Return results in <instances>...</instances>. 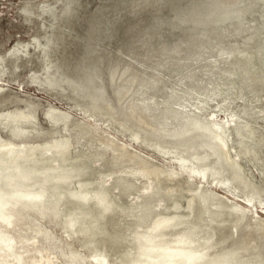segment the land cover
<instances>
[{
    "label": "rangeland",
    "instance_id": "1",
    "mask_svg": "<svg viewBox=\"0 0 264 264\" xmlns=\"http://www.w3.org/2000/svg\"><path fill=\"white\" fill-rule=\"evenodd\" d=\"M35 3L36 0H0V146L11 143L16 147H40L67 141L69 149L64 161L45 159L57 151L53 147L48 151L36 148L34 156L40 158L37 168L59 165L60 173L69 171L70 177L61 185L64 194L56 192V202L51 196L52 187H45L51 193L42 201L45 209L41 210L39 204L36 210L33 200L31 204L25 200L21 203L17 196L23 190L20 185L7 189L1 183L0 201L14 208L10 223L0 222V238L5 240H0V264H144L130 257L136 252L135 244L140 246L133 238L145 234L153 221L162 217H175V222L181 223L164 231L168 240L189 231L199 240L197 250L204 254L196 264H264V210L257 206L241 214L229 211L233 205L227 200H220L222 208L215 207L211 198L204 202L198 189L204 193L206 189L200 187L199 180L190 182L187 176L162 174L177 166L147 149L127 147L126 136H118L116 126L104 128L107 120L89 119L77 111L80 105L73 91L58 74L62 57L54 59L42 50L45 35H51L52 30L46 32L39 23H22L19 9L34 8ZM143 3L144 0H73V8L79 9L82 24L110 32L118 25L126 26L127 17L136 15L137 7ZM166 3L177 11L194 3L210 11L218 10V15L241 13L242 20L233 16L225 25L238 34L229 37L223 50L246 53L254 63L264 59V0ZM9 41H18L15 49H6ZM45 74L48 81L41 88ZM29 104L34 108L30 110ZM49 106L53 111L49 112ZM65 115L71 119L65 121ZM89 115H94L90 109ZM15 166L19 170L20 162ZM254 175L257 184H264V179ZM82 184L87 185L83 190L90 196L85 202L69 194ZM98 189L105 191L104 207L92 199ZM213 191L220 197L227 195L222 190ZM236 204L247 207L240 201ZM50 205L54 206L52 210ZM70 217L76 218L73 227L66 226V222L70 225Z\"/></svg>",
    "mask_w": 264,
    "mask_h": 264
},
{
    "label": "clouds",
    "instance_id": "2",
    "mask_svg": "<svg viewBox=\"0 0 264 264\" xmlns=\"http://www.w3.org/2000/svg\"><path fill=\"white\" fill-rule=\"evenodd\" d=\"M136 12L126 26L104 32L80 22L73 0H36L34 8L19 9L25 26L52 30L42 50L62 57L58 74L80 114L107 120L103 127L116 126L127 147L177 166L162 174L199 180L215 207H224L223 199L231 212L264 210V184L254 175L264 179V59L223 50L238 34L225 25L242 14L218 15L194 3L177 11L166 0H144ZM47 81L45 74L41 88Z\"/></svg>",
    "mask_w": 264,
    "mask_h": 264
},
{
    "label": "bare ground",
    "instance_id": "3",
    "mask_svg": "<svg viewBox=\"0 0 264 264\" xmlns=\"http://www.w3.org/2000/svg\"><path fill=\"white\" fill-rule=\"evenodd\" d=\"M50 147L57 148V151L52 156L46 157L45 159L49 162L55 161L56 158L64 161L65 159L64 156L66 152H68V149H69V144L67 141H57L53 145H49V146L43 145L40 147H26V146L16 147L12 145L11 143H7V144L0 146V186L2 182L5 183L4 185L7 187V189L14 187L16 184L20 185V187H22L23 190H20L18 192L19 195L17 196L21 198V203L23 200L30 202V204L35 202L36 204L34 205H36V210H37V204H39L38 208L40 210L42 208L45 209V207H43L44 205L41 207V205L43 204L42 201L45 200V197L50 196V193H51V192L49 193L47 188L45 187H48V186L49 188L52 187L51 196L54 198L53 199L54 202H56L57 201V199H55L57 195L56 192H59L60 194H64L62 193L63 191H62L61 185L64 184L70 177L68 174L69 171L60 173V171H62V167L59 165L52 166L51 164L48 166H44L42 168H37L40 163V160H39L40 158L38 157L39 158L38 159L36 156H34L35 152L37 150H43V149L45 151H48V148ZM16 162H20L19 170L16 169V166H15ZM8 166H12V167H8ZM86 188H87V185L82 184L80 185L77 191H72L69 194L70 196H72V198L74 197L76 199H79L85 202L90 197L88 193L85 190H83ZM198 192L204 202L207 199H210V198H207L205 196V193L200 191L199 189H198ZM0 198H2L1 195H0ZM92 199H94L96 203H98V205L103 206V207L105 203L107 202L105 191L101 189H98V191L94 194ZM8 205L0 201V222L6 223V224H9L11 221V211H12V208H14L10 206L11 204L9 206ZM50 206H52L50 208V210H52L54 206L53 205H50ZM146 210H148V212L150 211L148 207ZM69 223L70 225L68 224V222H66L67 227L75 226L76 218L74 217L73 219V217H70ZM180 224L181 223L179 222L178 223L175 222V217L173 218L162 217V218L156 219L155 221H153V226H150L147 230H145V234L137 233L138 235L134 236L133 238L134 242H138L140 246L135 244L136 252L135 254L130 255V257H137L144 264H189V262H191V264H194V263L196 264L198 260L200 261L201 258L203 259L202 256L204 253L201 255L200 252L197 250V248L201 244L199 243V240L196 238V236L192 234L193 233L192 231L191 232L189 231L188 233L182 232L181 234L177 236V239L168 240L166 238L167 234H165L164 231L168 230L169 228H174L176 226H179ZM86 228L88 227L85 226V229ZM0 240L3 243L5 242L3 238H0ZM175 240L177 241L174 242ZM102 259L106 262V258L102 257Z\"/></svg>",
    "mask_w": 264,
    "mask_h": 264
}]
</instances>
